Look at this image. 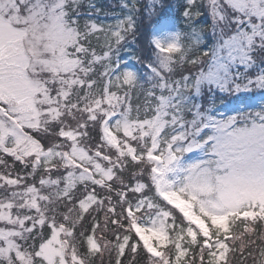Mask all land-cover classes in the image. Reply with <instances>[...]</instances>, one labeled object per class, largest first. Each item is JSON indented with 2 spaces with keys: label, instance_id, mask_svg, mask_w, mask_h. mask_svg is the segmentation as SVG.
<instances>
[{
  "label": "snow or ice",
  "instance_id": "snow-or-ice-1",
  "mask_svg": "<svg viewBox=\"0 0 264 264\" xmlns=\"http://www.w3.org/2000/svg\"><path fill=\"white\" fill-rule=\"evenodd\" d=\"M120 8L0 0V264H264V0Z\"/></svg>",
  "mask_w": 264,
  "mask_h": 264
},
{
  "label": "trees",
  "instance_id": "trees-1",
  "mask_svg": "<svg viewBox=\"0 0 264 264\" xmlns=\"http://www.w3.org/2000/svg\"><path fill=\"white\" fill-rule=\"evenodd\" d=\"M88 0H85V5L87 4ZM92 3H94L97 8L101 9V12L98 16V19L100 21H102L105 25L107 24V22H112L115 20V15L118 14L119 11V6L121 4V0H91ZM144 2H147V0H144ZM171 2L173 3V5H175V3L177 2V0H171ZM84 10H87L86 7ZM107 16V17H105ZM109 19L105 20V18ZM96 18V17H94ZM182 24V23H180ZM150 33V28L147 26V24L144 27V35L135 43H129V45L127 46V50H122L120 55L122 57H124V59H130L131 62L135 65V67L140 68V65L138 63H136L134 60H132V57L135 56H143L146 55V48H147V40L150 38L149 36ZM207 36V34H206ZM131 41V38H129ZM139 97V99H137ZM143 100V95H142V90L137 88L136 91H134L132 93V104L133 107L136 106L137 103H141ZM217 105L220 104V100L218 99L216 101ZM8 159V163L11 164V158H7ZM16 170H20V165L17 163L16 165ZM105 264H107V256H105ZM233 264H237V262L234 260ZM248 264H252V261L249 260Z\"/></svg>",
  "mask_w": 264,
  "mask_h": 264
},
{
  "label": "rangeland",
  "instance_id": "rangeland-1",
  "mask_svg": "<svg viewBox=\"0 0 264 264\" xmlns=\"http://www.w3.org/2000/svg\"><path fill=\"white\" fill-rule=\"evenodd\" d=\"M121 2H122V0H121ZM118 9H119L118 14H119V13H121V8H120V6H119ZM105 17H107V16H105ZM113 18H115V17H113ZM106 19L108 20L109 17H108V18H105V20H106ZM114 21H115V20H114ZM114 21H112V22H107V24H109V23H114ZM107 24H106V25H107ZM177 30H183V24L178 23ZM126 60H129L130 65H134V64L131 62L130 59H126ZM134 66H135V65H134ZM241 70H243V69H241ZM145 87H147V85H145ZM0 171H5V169L3 168L2 165H0Z\"/></svg>",
  "mask_w": 264,
  "mask_h": 264
}]
</instances>
